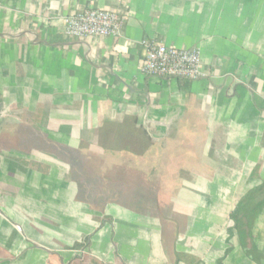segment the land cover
I'll list each match as a JSON object with an SVG mask.
<instances>
[{
  "label": "crops",
  "instance_id": "crops-1",
  "mask_svg": "<svg viewBox=\"0 0 264 264\" xmlns=\"http://www.w3.org/2000/svg\"><path fill=\"white\" fill-rule=\"evenodd\" d=\"M93 9L118 37L66 34ZM144 41L207 77L144 75ZM261 188L264 0H0V264H264V207L231 219Z\"/></svg>",
  "mask_w": 264,
  "mask_h": 264
},
{
  "label": "built area",
  "instance_id": "built-area-1",
  "mask_svg": "<svg viewBox=\"0 0 264 264\" xmlns=\"http://www.w3.org/2000/svg\"><path fill=\"white\" fill-rule=\"evenodd\" d=\"M124 20L104 10H87L64 19L66 34L83 41L91 37H118ZM141 72L160 79L195 81L207 77L201 52L197 48H173L159 41H144Z\"/></svg>",
  "mask_w": 264,
  "mask_h": 264
},
{
  "label": "trees",
  "instance_id": "trees-1",
  "mask_svg": "<svg viewBox=\"0 0 264 264\" xmlns=\"http://www.w3.org/2000/svg\"><path fill=\"white\" fill-rule=\"evenodd\" d=\"M182 130H183V126L180 125V128H179L180 133ZM145 132L147 133L152 132L151 127L143 126L142 129L138 130L137 132L136 138H137V141L139 142H137L134 139L135 141L134 143H139V145L143 144L142 151L137 152V155L141 154L144 156L146 154V151L149 149V147L152 146L153 147V159H154V162H157L156 164H158V167L153 168L154 170H152V173L154 175H158L159 173L160 175V172L162 171L159 166L160 161H162L164 158L169 159L171 157V155L173 154L172 149H174L175 147L174 145H176L174 142L176 137L175 135L172 134L165 141V145H166L165 148H168L166 149L168 152H165L164 148L161 149L160 147H158L161 145V143L151 141L150 137L145 135L146 134ZM163 170L165 171L163 175L169 177L170 179L176 178L178 174V171L169 165H168V168L163 169ZM259 193L261 195L264 194V188L250 192L249 195L247 196L245 205H243L242 207H239L236 213L232 215L231 219L234 222L233 229L237 230L238 233H241L242 231L241 228L243 226H247L248 229H250L251 224L253 223V220L258 215L259 211L264 207V198H260Z\"/></svg>",
  "mask_w": 264,
  "mask_h": 264
}]
</instances>
